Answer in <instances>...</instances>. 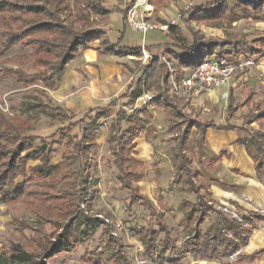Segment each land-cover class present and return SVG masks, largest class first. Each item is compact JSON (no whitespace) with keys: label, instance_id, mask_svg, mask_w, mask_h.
I'll use <instances>...</instances> for the list:
<instances>
[{"label":"trees","instance_id":"16d2710c","mask_svg":"<svg viewBox=\"0 0 264 264\" xmlns=\"http://www.w3.org/2000/svg\"><path fill=\"white\" fill-rule=\"evenodd\" d=\"M147 1L153 6L156 20L168 25L169 42L164 45L173 47L169 53L178 63V73L181 68H186L189 73L195 66L212 57L217 60L230 59L232 63H237L240 57L247 60L263 54L264 37L249 41L245 35L236 38L228 33L223 40H205L202 32L194 30L191 23L223 30L232 28L242 20L264 23V0H195L179 11L178 24L172 25L159 18L157 7L166 8L173 0ZM128 5L123 12L124 16ZM115 11L118 8L106 9L102 0H0L2 52L15 46L29 49L28 59L34 70L33 73H27L16 68L4 69L3 72L13 77L22 88L39 85L46 91L48 98V101L42 102L34 95L27 98L29 100L21 101L20 107L16 109L18 115L45 114L60 120L73 119L72 114L59 106L52 107L47 93L58 86L67 65L96 41L99 42L100 53L121 56L125 52L135 58L141 56V47L126 48L120 47L119 43L111 44L101 28V22ZM208 49L212 50V54L207 53ZM135 63L137 67L133 72L141 75L138 88L127 96V102L111 120L107 143L112 156L110 161L118 173L116 179L120 188L129 192L128 207L143 202L156 216L158 230L146 226L129 231L141 242L146 255L155 254L160 259L166 251H175L176 245L169 236L163 215L155 212L150 200L140 194L136 185L144 178L143 164L134 157L133 142L140 134L134 123L139 121V111L127 114L123 108L134 103L141 88L154 90L156 95L152 105L164 108L172 121L177 120L172 128L182 130L183 127L176 143L180 155L186 148L192 128L202 136L206 128L215 126L211 122L196 119L179 121L185 116L168 99L170 75L158 57L152 56L146 66H142L139 61ZM115 107L116 101H112L105 107L88 111L84 118L68 125V134H61L54 142L65 147L61 162L57 165L51 164V148L43 143L37 144L38 137L30 134L28 128L20 127L11 118H3L7 125L0 126V199L7 205H23L34 217L35 224L30 225L24 220L13 218V225L23 242L11 244L1 254L0 264H42L37 261L38 258L46 259L56 253H70L77 245L92 237L100 220L94 215L86 214L81 209V203L95 187V180H92L91 169L88 175L83 176L82 167L87 164L89 153L97 147L100 120L108 118L109 111ZM234 110L230 97L227 115H232ZM141 111L148 113L147 109ZM255 119L263 121L264 110H258L256 114H250L246 118L248 122ZM123 121L129 124L126 128L122 126ZM76 123H79V127L71 135ZM239 143L253 160L256 175L264 183V133L254 131L249 138L242 139ZM31 162L37 164L30 166ZM186 162L183 157L180 159L174 183H180L185 176V184L197 194V198L194 204H183L187 239L182 242L180 255L170 262L176 263L185 254L193 259L227 258L246 244L250 228L207 204L199 195L201 186L193 183V176ZM18 179L21 181L16 183ZM211 214L215 215L214 221L202 232L200 226ZM46 225L55 231L53 235L44 233ZM24 229H30L32 235L26 237ZM159 232L165 237L157 243ZM260 255H264V249L251 255H239L236 262H249Z\"/></svg>","mask_w":264,"mask_h":264},{"label":"rangeland","instance_id":"374dc122","mask_svg":"<svg viewBox=\"0 0 264 264\" xmlns=\"http://www.w3.org/2000/svg\"><path fill=\"white\" fill-rule=\"evenodd\" d=\"M194 1L195 0H173L166 8L158 6V15L160 16V13H163L164 16L162 18L166 20L168 24H175L174 22H177L179 11ZM170 6L173 7L172 9H177V12L175 11L173 15L166 13V10L169 9ZM147 21L151 24L158 23L153 13L148 17ZM253 22L252 24L247 22L237 23L228 31L236 38L246 34L245 36H247V40L249 41L259 36H264V31L254 26ZM191 26L194 30L197 29V26L193 24ZM209 32L210 31L207 30L205 31L206 36H208ZM129 34L133 38L134 46H137L141 41L144 47V44L148 45V43H150L149 41L156 40L157 42H161L164 40L162 33L155 30H150L145 34L138 32H129ZM171 48L173 49L172 46L165 47V45H162L160 48L162 50H160L161 56L158 58L165 64L171 77L167 90L168 99L172 101L185 116L184 118H180L179 121L196 119L200 121L215 120L216 122H222L226 117V105H215L212 104L210 100H205L204 94L210 92L204 90L187 92L182 88H179V91H177L178 93L174 92V88L171 84L172 81H176L177 87H179V80L187 75V71L180 69V73L177 72L178 63L172 59L169 53L170 50H172ZM29 52V49H21L15 46L11 50L3 53L0 47V126L5 127L7 125L3 118L6 120L7 118H11V121L18 124L20 127L28 128L30 134L38 137L36 141L37 144L43 143L52 149L51 164L57 165L61 162L60 154L64 146L53 145L54 142L58 140L61 134H68L69 130L66 129L68 125L73 122H78V120L84 118V116L80 115L73 119L60 120L45 114L18 115L16 109L20 107L21 101L29 100L27 98H30V96L35 95L39 101L42 102L48 101L46 91H43L39 85L22 88L21 84L16 82L13 77L3 72L4 69L19 68L27 73H33V64L28 59ZM166 53L168 55H165ZM207 53H210L209 49ZM227 60L231 62L230 59ZM123 61L125 62V74L127 78L130 79L131 73L137 67L135 63L137 61L127 58H124ZM167 63L170 64V67L167 66ZM139 76L140 75H135L134 81H137ZM150 93L153 94V96L156 95L154 90H151ZM50 102L52 107L56 105L54 101L51 100ZM122 102L125 101H118L116 99V107L109 111V117L100 120L101 129L98 131L96 137V142L99 145L95 150L89 153L87 158V162H89V160L94 161L90 169L93 172L92 180H95V187L90 191V194L85 197L87 201L81 203V209L85 211L86 214L91 216L94 215L98 218L100 224L92 237L77 245L72 252L56 253L46 259L40 257L37 261L42 264H233V256L224 259L221 263H210L194 262L188 254L180 256L176 263L170 262V260L180 255L182 251V242L187 239L181 216V204L185 200L194 202L195 196L184 184L173 185L172 183L175 175L172 151L174 142L168 127L171 124L177 123V120L172 121L171 117L167 114H163L158 107L151 108L153 115L150 116L145 115L139 110L138 118L140 120L134 123V125L140 129V136L144 137L146 134L148 135V142L150 146H152V151L149 150L148 154L143 159L146 180L143 185H141L140 189L152 202L155 212H163V222L167 225L169 236L173 239L178 250L166 251L160 259L159 256L157 257L155 254L153 256H148L144 253L141 242L131 235L129 230L132 228L151 226L154 230H158V226L156 225V216L143 202L128 207L129 192L119 187L116 182V171L110 164L111 155L107 152L108 144L105 137L109 132L111 120L116 116L123 105ZM128 108L130 107H125L124 110L127 114H131V112L127 111ZM31 120H33V122ZM25 123L27 124L26 126ZM127 125V123L123 122L124 127ZM78 127L79 123H76L75 129L71 131V134H73ZM177 129L179 130L181 128ZM192 141L193 135L191 136V142ZM185 155L191 159L192 148H190ZM193 166L190 171L191 175L195 172ZM86 167H84V169H86ZM84 173L86 174L87 171L84 170ZM185 178L186 177L183 176L182 180L184 181ZM194 180L195 182L200 181L199 178H195ZM152 181H154L153 184ZM162 201L164 203L163 208L159 205ZM214 204L221 211L237 217V209L232 205ZM9 210L12 216L24 220L30 225L35 224L34 217L31 216L23 205L9 204ZM212 220L213 218L211 217L206 218L200 226V229L204 231L205 227ZM54 232L55 231L50 229L48 225L44 226V233L46 235L51 236ZM23 234L26 237H30L32 231L30 229H24ZM164 237V234L159 232L156 242L159 243ZM3 241L5 250H0V256L7 251L11 244L23 242L13 226H11L8 233H5ZM257 264H264V261Z\"/></svg>","mask_w":264,"mask_h":264},{"label":"crops","instance_id":"0c3cea01","mask_svg":"<svg viewBox=\"0 0 264 264\" xmlns=\"http://www.w3.org/2000/svg\"><path fill=\"white\" fill-rule=\"evenodd\" d=\"M130 1L131 0H102L103 6L106 9H112L116 7L118 8V11L110 13L106 20L101 22V28L104 30L111 44L115 45L119 43L120 47L126 48L142 47V41L139 43L140 45H133L134 41L129 32L136 31L129 29L124 22L123 12L126 8V5H128ZM147 6L148 9L146 13V19H148V17L153 13L152 6L149 4ZM172 8L173 7L170 6V8L166 10V13L169 15H173L175 11L177 12V9ZM163 16L164 14L160 13L159 18L164 20L162 18ZM240 22H247L252 24L253 21L242 20L237 23ZM174 23L178 24V21ZM253 23L254 26H257L260 30L264 31L263 22L255 21ZM192 24L194 26H197L196 30L202 32L205 40H223L226 34L229 33L228 30H231V28L223 30L207 27L205 25L198 26L194 23H191V25ZM236 24H234L232 27H234ZM157 25L163 24L158 22ZM206 30L210 31L208 36H206ZM155 31H159L160 33H162V36H164V40L161 42H157L156 40L149 41L150 43H148V45L144 44V48L147 52H149L151 56L160 57L162 51L160 48L162 45L166 44L169 39L167 38L166 31ZM262 37L264 36H259L258 38ZM258 38H254L253 40ZM98 47L99 42L96 41L90 45L89 49L81 52L78 56H76L67 65L58 86L54 90L48 92L50 99L54 101L57 106L72 114L74 118L80 115L84 116L90 110L105 107L112 101H116V99L118 101L122 100L127 102V96L132 91L138 88V81L141 77L140 73L132 72L130 78L131 80L128 79L125 74V62L123 61L124 58L130 60H134L136 58L132 55H130L132 56V58H129L127 53L125 52L122 53L121 56L100 53L98 51ZM167 53L165 55L169 54ZM238 60L241 61L245 59L240 57ZM247 60L254 62V65L246 67L243 72L238 73L231 80L228 97L226 99L220 98L221 90H213L210 93L204 94L205 100H210L212 104L226 105V117L222 120V122H216L215 120L202 121L211 122L215 126L206 128L202 136L195 128H192L186 141V148L181 152V155L178 154L176 143L178 142V138L183 130V127L181 131L176 128H172V124L168 127V130L171 133V138L174 142L172 151L175 174L177 166L180 163V159L183 157L184 159H186V163L190 171L191 167L194 165L193 167L195 168V172L192 175V180L195 185L201 186L199 189V195L204 198L207 204H209L211 208L216 210L220 209L217 208L214 203H218L221 205H232L237 209V217L239 218L234 217L231 214L232 217L237 221L242 222L244 227L250 228L246 244L242 246L238 251H236L235 254L231 255L234 257L233 264H257L264 261V255H260L258 258L249 262H236V258L239 255H251L264 249V183L256 175L253 160L246 152L244 146L239 143L240 140L249 138L250 134L254 131H260L264 133V120L262 121L255 119L251 122H248L246 120L248 115L256 114L258 110H264V49L262 55L254 56ZM184 69L186 68H181V70L183 71ZM135 75H140L137 78V81H134ZM141 89V92L145 91L150 93V91L144 90L143 88ZM230 97L232 99V106L235 107V110L232 115L228 116L226 113V109L228 104L230 103ZM125 102L122 103L124 104ZM151 108H156V106L151 105V107L147 109L148 113L144 114L147 116L153 115ZM158 108L161 109L160 111H162L163 114L168 115L164 108ZM137 119H139L138 116ZM123 122L127 123L126 121ZM126 127L123 126V128ZM192 135L193 141L191 142ZM107 136L105 137L106 141ZM148 138L149 137L147 134L144 137L140 136L139 134V136L133 142L135 144L134 157L137 161L141 162L144 167V178L140 182L136 183L137 187L139 188L140 194H142L143 196L145 195L141 192L140 189L141 185H143L146 180L145 165L143 163V159L148 154L149 150L152 151V146H150ZM96 144L98 147L99 144L97 142ZM190 148H192L191 159L185 155L186 153H188V150ZM64 150L65 147L63 151ZM107 152L110 154L109 148ZM62 153L60 155H62ZM93 163L94 161L89 160V162H87V164L83 166V176L89 174L90 168L92 167ZM36 164V162L29 163L30 166ZM110 164L114 167L117 175V170L111 163V161ZM84 167H86V169H84ZM84 170L87 171L86 174L84 173ZM195 178H199L200 181L195 182ZM185 180H181L180 183H174V178L172 180L173 185L184 184L187 189L195 196L194 202L186 200L182 202V221L184 214V202L194 204L196 203L197 198V194L189 189V187L185 184ZM20 181L21 179H18L16 183H19ZM116 182L120 187V183L117 181V179ZM153 183L154 181H152V184ZM145 197L149 199L147 196ZM159 205L163 208V201L160 202ZM160 214L163 215V212H161ZM14 217L15 216H12L10 213L9 205L2 203L0 199V250H5L3 241L5 233H8L10 231L11 226H13L16 230L15 226L13 225ZM210 217L213 218V220L207 226H209L214 221L215 215L211 214ZM201 231L203 232V230ZM177 250L178 249L176 247L175 251ZM189 257L194 262L221 263L224 259H227L230 256L220 260L193 259L191 256Z\"/></svg>","mask_w":264,"mask_h":264},{"label":"built area","instance_id":"2783aa9c","mask_svg":"<svg viewBox=\"0 0 264 264\" xmlns=\"http://www.w3.org/2000/svg\"><path fill=\"white\" fill-rule=\"evenodd\" d=\"M147 5V0H131L124 16L125 25L129 29L142 34H145L150 30L167 31L168 25L151 24L147 21ZM209 52L212 54L211 49H209ZM127 55L129 58H132L130 54ZM151 58L152 56L142 46L141 56L135 60L139 61L142 66H146ZM252 65H254V62L250 60L232 63L227 59L217 60L215 57H212L211 59L195 66L189 73H187V75H185V77L181 78L179 80V87H177V83L174 80L171 84L176 93H178L177 91H179V88H182L187 92H196L198 90L212 92L213 90H221L220 98L226 99L228 97L231 80L239 72ZM167 66L170 67L168 63ZM185 70L187 71V69H184V71ZM153 100V94L145 91L141 92L136 96L134 103L127 111L133 112L148 109L152 105ZM123 109H125V107ZM83 201H87V198H84Z\"/></svg>","mask_w":264,"mask_h":264}]
</instances>
